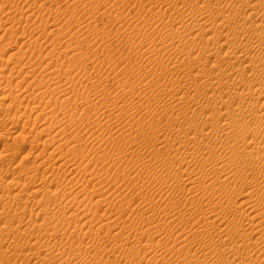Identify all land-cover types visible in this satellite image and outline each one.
Instances as JSON below:
<instances>
[{
	"label": "rangeland",
	"instance_id": "1",
	"mask_svg": "<svg viewBox=\"0 0 264 264\" xmlns=\"http://www.w3.org/2000/svg\"><path fill=\"white\" fill-rule=\"evenodd\" d=\"M5 1L0 0V146L13 140L20 144L22 129L28 133V142L33 140L34 147L31 150L29 145L20 146L11 169H21L19 165L15 167L21 158L22 163L30 160L26 165L36 167L49 151L57 149L58 156L63 154L68 162L75 160L76 165L69 163L58 168L59 164L53 162L46 169L50 179L65 174L64 182L56 190L57 201L47 199L50 207L46 213L40 209L41 205H35L28 191L22 192L23 204L16 200L12 204L6 201L4 210L0 206L3 210L0 264L225 263V256H230L232 250L220 247L217 235L212 236L213 230H221L222 238L231 236L230 229L221 224L224 217L237 218L243 227L252 230L254 239L260 235L264 241V224L253 227L250 221L262 219L258 211L264 207L263 203L259 204L261 207L255 204L244 208L243 222L238 216H231L225 207L230 201L240 200L251 179L248 172H238L239 164L246 168L248 164L236 148L259 146L264 152L262 136L257 135L254 143L250 135L222 131L219 126L224 119L221 115L214 116L218 98L212 97L211 92L197 93L213 90L215 86L225 97L230 93L240 101L234 91L227 89L231 78L220 83L215 79L213 62L193 64L191 61V57L206 52L207 46L212 47L213 41L220 42L225 37L224 32L214 27L207 34V38L212 37L210 42L204 39L207 42L204 44L194 41L187 33L190 28L187 24L204 20L199 16L209 11L204 7L210 0ZM220 1L221 6L231 8L230 0ZM210 12L207 15L215 14ZM184 32L187 35L181 38ZM161 42H166L168 47H162ZM236 47L237 44L218 47L210 59L218 57L226 61L227 52ZM170 53L175 54L171 57ZM12 120L18 127L12 125ZM212 129L214 133L206 136ZM195 137L203 141L200 149L192 144ZM207 156L210 159L204 163L202 159ZM212 160L232 163L227 168L228 172L231 170L229 181L223 182L227 176L212 168ZM43 167L42 170L46 168ZM260 167L264 169V164ZM257 175L264 181L262 169ZM195 176L199 184H193L198 187L194 193L199 195L196 201H189L184 196ZM54 188L55 185L51 186ZM54 193L50 190L48 198ZM26 199L32 202L25 203ZM192 203L196 209H205L209 224L214 221L208 225L209 232L198 224L193 227L195 220L191 219L190 223L182 220L185 213L186 217L190 216ZM64 205L67 210L60 208ZM209 206L224 211L223 215L219 219L209 218L206 211H210L206 209ZM17 210L24 211L26 216H22L28 217L26 220L32 218L35 224L29 234L39 240L24 237L27 221L22 219L19 223L14 219ZM70 213H76L77 217ZM5 227H11V231H2ZM184 245L188 252L177 254L176 249ZM143 246H148L146 251ZM262 247H257L258 253L252 250L260 255V261L255 264H264ZM151 257L157 260L153 262Z\"/></svg>",
	"mask_w": 264,
	"mask_h": 264
},
{
	"label": "bare ground",
	"instance_id": "2",
	"mask_svg": "<svg viewBox=\"0 0 264 264\" xmlns=\"http://www.w3.org/2000/svg\"><path fill=\"white\" fill-rule=\"evenodd\" d=\"M2 2V1H1ZM7 2V0L5 1ZM32 2V1H31ZM151 2V1H150ZM154 2V1H153ZM220 0H210L206 6L204 7L205 10H208L213 12L214 11V15L211 14L210 16L207 15V13H205L204 15H201L199 17H203L204 20H202V22H199L198 24H193L191 25L190 23L187 24L190 25V28H188V35H192V39L194 41L200 40L203 42L204 39L207 40V42L209 43L211 38H207V34L211 31V29H213L214 27H217L220 29L221 32H224V40L217 42V41H213V46L212 47H208L207 46V51L204 53H198V55L196 54V56L191 57V61L194 63H199L201 61L203 62H213V71L215 72V79L218 81V83L222 82L224 79L225 80H229L231 78V83L230 85H226L228 91L232 90V92L234 91L235 94L239 97L240 101H236L235 97L229 93V95L227 94V97H225V94L223 95L222 93L218 92L217 89H215L216 87H212L213 90H203L200 91L198 90L197 93H200V95H207L208 92H211L212 97H215L216 99L218 98L219 104L216 110H215V114L214 116L217 115H221L222 118L224 119V123L222 122V124L219 126L220 128H222L221 130H228L227 133H231L233 132L234 134L237 135H242L244 137H247L248 135L251 136V140H254V143H256V138L257 135H261L262 136V140L264 141V126L262 127V125H264V0H230L229 4L231 6V8H226L220 5ZM227 2V0H226ZM225 2V3H226ZM4 4V3H3ZM8 4V3H7ZM11 4V3H10ZM15 4V3H14ZM23 4V3H22ZM29 4V3H28ZM23 6V5H20ZM34 6V5H33ZM5 7V6H4ZM3 7V10H4ZM2 8V7H1ZM23 7H21L22 9ZM27 8V7H26ZM25 8V11H26ZM36 8V7H35ZM39 8V7H38ZM19 9V8H18ZM42 9V8H40ZM29 10V9H28ZM27 10V11H28ZM20 12V10H18ZM34 11H37V9H35ZM18 12V13H19ZM23 13H25L24 11H22ZM31 12V11H30ZM40 12V11H39ZM210 12V13H211ZM21 13V12H20ZM28 13H26L27 15ZM49 15V14H48ZM183 15V14H182ZM17 16V15H16ZM14 17V16H13ZM47 18V17H46ZM198 19V18H197ZM201 20V19H199ZM23 27V26H22ZM178 28H180L181 26H177ZM185 27V28H187ZM34 29V28H33ZM215 29V28H214ZM181 30V29H180ZM185 30V29H182ZM198 30V32H195V34L193 33L194 31ZM210 30V31H209ZM187 31V30H185ZM223 34V33H222ZM180 35V34H179ZM187 34L182 35L181 34V38H185ZM211 35V34H210ZM212 36V35H211ZM221 40V39H220ZM206 42V43H207ZM204 43V42H203ZM204 43V44H206ZM160 44H162V47H168L166 46V42H161ZM237 44V47L234 50H231L230 52H227L228 55V59L226 61H224V59L221 58H215L213 60L210 59V57L214 54V52L218 49V47H229L231 45ZM216 49V50H215ZM194 50V49H193ZM191 52V50L189 51ZM193 52V51H192ZM175 53H170L171 57L172 55H174ZM188 54V53H187ZM190 56V55H189ZM181 60V59H180ZM211 60V61H210ZM191 62V63H192ZM202 70V69H200ZM202 73V71H201ZM44 75V74H43ZM42 75V78H43ZM199 75V74H198ZM210 76V75H209ZM41 78V79H42ZM212 78V77H210ZM208 79V78H207ZM213 79V78H212ZM214 79V80H215ZM211 80V79H208ZM206 81V80H205ZM213 81V80H211ZM43 82V81H42ZM207 82V81H206ZM216 82V81H215ZM225 82V81H224ZM41 83V82H40ZM206 86V85H205ZM204 86V87H205ZM223 85H221L222 87ZM198 87V86H197ZM220 87V86H219ZM209 88V87H207ZM220 89V88H219ZM57 90V89H56ZM196 91V90H195ZM11 92V91H10ZM56 92V91H55ZM54 92V93H55ZM5 93V92H4ZM13 92H11L12 94ZM44 93V92H43ZM49 93V92H48ZM7 94V93H6ZM45 94V93H44ZM43 94V95H44ZM56 94V93H55ZM10 94L8 93V96ZM18 95V94H17ZM2 96V95H1ZM46 96V95H44ZM43 96V97H44ZM209 96V95H208ZM6 97V96H4ZM4 97H1L4 99ZM42 97V96H41ZM15 98V96L13 97V99ZM35 98V97H34ZM213 99V98H212ZM263 99V100H262ZM262 100L261 103H259ZM1 104V103H0ZM10 103H7V105H9ZM27 105V104H26ZM3 106V105H2ZM231 106H233V108H231ZM9 107V106H8ZM7 107V108H8ZM12 107V106H11ZM27 107V106H26ZM10 108V107H9ZM210 114V113H209ZM211 115V114H210ZM208 117V116H207ZM213 117V116H212ZM235 117V119H234ZM238 117V118H236ZM214 118V117H213ZM12 119V118H10ZM19 122V121H18ZM26 122V121H25ZM12 125H14L15 127H18L17 123L13 122L12 120ZM24 123V121H23ZM22 124V123H21ZM220 124V123H219ZM24 125V124H23ZM22 125V128L24 127ZM26 125V124H25ZM9 130V129H8ZM45 130V129H44ZM25 131V130H24ZM22 129L19 132V136L21 137V142H19L20 144H16L13 140V143L7 142V143H3L2 147L0 146V206H2L1 209H5V205H7L6 201L9 202L10 204H12V202L19 200L18 203H21V195L23 194L22 192L24 191H28L29 195L32 196V200L33 202L36 204L41 205L39 208L41 210H43L44 213H46L45 211L50 207V204L48 205L47 203V199H50L51 201H57L58 199V195L56 196V190L60 189L58 188L59 185H62V183L64 182V180H62V176L64 179V175H59V176H55L53 178H49V175L46 174L47 172V168L49 169L51 164L53 162H57L58 168L61 167H65L66 165H70L69 163H76L71 161L68 162V158H64L63 154H57V150H52L51 152L49 151V153H47L46 157H43V160L40 162V164L38 165V163H36L38 166L34 167V166H28L26 165L28 162L22 163L23 158H21V161L19 162V164H17L15 167H17L19 165V167L21 168L20 170H16L14 171L13 166H10L11 162L17 157L19 150H21L20 146L23 145H29L30 147L33 146L34 143L33 140H29L28 142V137L26 134L28 133H23L24 132ZM214 129L210 130L209 132L205 133L206 136H211V134L214 133ZM45 132V131H44ZM40 133L42 134L43 132L40 131ZM30 134V133H29ZM40 135V134H39ZM229 135V134H227ZM186 137H189L187 135H185ZM36 139V138H35ZM49 140V139H48ZM48 140L46 142H48ZM262 140L259 142L260 144H262ZM158 141V140H157ZM44 143V142H43ZM50 143V142H49ZM39 144V143H38ZM160 144V143H159ZM192 144L194 145V148H201L203 146V141L197 139L196 137L193 138L192 140ZM37 145V144H36ZM53 145V144H52ZM58 145V144H57ZM62 146V145H61ZM34 147V146H33ZM256 149H247V148H241L238 149L236 148V151L239 152L240 154H242V160L245 158L248 167L246 168L243 165H238L237 169L238 172L245 174L244 172H248V176L251 179L248 180L249 182H245L246 185L248 186L247 191L243 194L240 195L242 197H240V200H236L233 202H229L228 205H226L225 207H227V210L231 211V216H238L239 219H241V222H243V211L245 210L244 208H247L250 205H255V204H261L263 203L264 205V181L259 179V176L257 175L258 171L260 169H262L264 171L263 168L260 167V165L264 164V152L260 149L259 146H255ZM47 148V147H46ZM53 148V147H52ZM32 150V147L29 148ZM35 149V148H33ZM37 149V148H36ZM44 149V148H43ZM54 149V148H53ZM47 150V149H46ZM157 150V149H155ZM30 151V150H29ZM39 151H44V150H39ZM59 152V151H58ZM155 152V151H154ZM27 153V152H25ZM29 155L30 152H28ZM60 153V152H59ZM203 154V153H202ZM201 154V155H202ZM23 155V154H22ZM38 155V154H37ZM195 155V154H194ZM200 155V156H201ZM199 156V157H200ZM204 156V154H203ZM202 156V157H203ZM209 156V155H208ZM207 156V157H208ZM35 157V156H34ZM199 157H197L199 159ZM210 157V156H209ZM206 158L204 157L202 159V161L204 163H206L210 158ZM184 158V157H182ZM187 158V157H186ZM206 158V159H205ZM27 159V158H26ZM32 160V158H31ZM25 161V160H24ZM27 161V160H26ZM37 161V160H35ZM201 161V162H202ZM224 161V160H223ZM34 162V161H33ZM31 163L34 164V163ZM68 162V164H67ZM212 168L214 170H219L221 172V174L226 175V179L223 182L229 181L230 177L229 174L231 172H228L227 170L230 167V162L227 163H223L217 160H212ZM203 164V163H202ZM76 165V164H75ZM205 165H209V164H205ZM41 166H45L43 168L45 169H41ZM229 166V167H228ZM18 168V167H17ZM55 168V167H53ZM71 168V167H70ZM228 168V169H227ZM231 169V168H230ZM236 169V168H235ZM233 169V171L235 170ZM193 172V171H192ZM235 172V171H234ZM65 173V172H64ZM69 173V172H68ZM229 173V174H228ZM46 174V175H45ZM53 174V173H51ZM59 174V173H58ZM62 174V172H61ZM67 174V173H66ZM207 174V173H206ZM48 175V176H47ZM57 175V174H56ZM90 175V173H89ZM168 175V174H167ZM176 175V174H175ZM179 175V174H177ZM208 175V174H207ZM234 175V174H233ZM6 176H9V178L7 179ZM47 176V177H45ZM52 176V175H51ZM198 176V175H197ZM209 176V175H208ZM207 176V177H208ZM242 176V175H241ZM73 177V176H72ZM190 177V176H188ZM200 177V176H199ZM6 178V179H3ZM69 178V177H68ZM88 178V177H87ZM201 178V177H200ZM246 178V176H245ZM181 179V178H180ZM185 180L187 178H184ZM189 179V178H188ZM240 179H242L240 177ZM264 179V178H263ZM78 180V178L76 179ZM75 180V181H76ZM82 180V179H81ZM190 180V179H189ZM187 180L186 183L189 181ZM197 180L198 177H194L193 179H191L189 182H191V187L187 188L186 186V192H185V198L187 195V199L190 200H195L199 195L197 193H194L196 190L195 188V182H198ZM202 180V179H200ZM63 181V182H62ZM74 181V182H75ZM207 181V180H206ZM77 182V181H76ZM84 182V181H83ZM86 182V181H85ZM205 182V181H204ZM211 183V182H210ZM257 183H261V184H257ZM85 184V183H84ZM188 184V183H187ZM195 186H194V185ZM199 184V182H198ZM197 184V185H198ZM207 184V182H205V185ZM55 185L54 189H51V186ZM193 185V187H192ZM204 185V184H203ZM202 185V187H203ZM213 185V183H212ZM15 186V187H13ZM18 186H21L18 188ZM64 186V185H63ZM62 186V187H63ZM85 186V185H84ZM83 186V187H84ZM200 186V185H198ZM61 187V186H60ZM68 187V186H67ZM66 187V188H67ZM208 187V186H207ZM238 187V186H237ZM65 188V187H63ZM75 188V187H74ZM210 188V186H209ZM208 188V190H210ZM19 189V190H18ZM79 189V188H78ZM77 189V190H78ZM200 189V187H199ZM18 190V191H17ZM51 190V192H55L54 195H50V198L48 193ZM69 190V188H68ZM71 190V188H70ZM81 190V189H80ZM184 190V189H183ZM203 190V188L201 189ZM207 190V188H206ZM204 189V191H206ZM211 190H214L211 188ZM240 191V190H239ZM40 192H44L42 193V196L40 195ZM79 192V191H78ZM208 191H206L207 193ZM60 193V192H58ZM77 193V191H76ZM80 193V192H79ZM209 193V192H208ZM214 194V192H213ZM184 195V194H183ZM208 195V194H207ZM212 195V194H211ZM210 195V197H212ZM41 196L39 199L37 197ZM52 196V197H51ZM73 196V195H72ZM205 196V195H204ZM63 197V196H62ZM201 197V196H200ZM207 197V196H206ZM37 198V199H35ZM209 198V197H208ZM207 198V199H208ZM239 198V197H238ZM68 199V198H67ZM177 199V198H175ZM200 198H198L199 200ZM202 199V197H201ZM204 199V198H203ZM210 199V198H209ZM215 199V198H212ZM211 199V200H212ZM23 200V198H22ZM21 200V201H22ZM32 200H27L25 203L28 202H32ZM50 200L49 203H50ZM61 200V197H60ZM171 200V199H170ZM25 201V200H24ZM68 201V200H67ZM179 205H181L182 201L176 200ZM196 201V200H195ZM194 201V202H195ZM63 201H61L62 203ZM73 202V201H72ZM173 202V201H172ZM192 202V201H191ZM200 202V201H199ZM203 203V201H201ZM210 202V200H209ZM219 202V201H218ZM24 203V205L26 206V204ZM69 203V202H67ZM23 204V201H22ZM29 204V203H28ZM27 204V206H28ZM53 204V203H52ZM70 204V203H69ZM68 204V205H69ZM193 204V203H192ZM199 204V203H198ZM201 204V203H200ZM199 204V205H200ZM34 205V204H33ZM56 205V204H55ZM173 205V204H172ZM185 205V204H184ZM203 205V204H202ZM208 205V204H207ZM206 205V206H207ZM262 205V204H261ZM15 206V205H14ZM23 206V205H22ZM194 206V204L192 205ZM191 206V210L189 211V217H186V213L184 214V216H182V220L186 221L185 223H190V220H195V223L193 224V227H196L197 224L199 226H202L204 229L208 228V225H210L212 222L211 221L210 224L208 223L207 219V215H205V209L202 208V206H200V208L202 209H196V207H192ZM260 206V205H259ZM16 207V206H15ZM18 207H20L18 205ZM59 207V206H58ZM189 207V206H188ZM219 207V206H218ZM220 207L222 208L223 206L220 205ZM261 207V206H260ZM23 208L25 209V207L23 206ZM29 208V207H28ZM60 208H64V210L66 209L65 205L63 207L60 206ZM179 208V207H178ZM192 208H195L192 210ZM0 209V218L1 215L3 213V210ZM19 209V208H17ZM38 209V210H40ZM79 209V208H78ZM77 209V210H78ZM175 209V208H174ZM182 209V208H181ZM206 209H209L210 211L207 213H209V218L212 216H216V219H219V217L221 216L222 212L224 211H216L215 207H207ZM224 208H222L223 210ZM16 210V209H15ZM21 210V209H19ZM27 210V209H26ZM40 210V211H41ZM67 210V209H66ZM74 210V209H72ZM71 210V212H73ZM30 210H28L29 212ZM81 211V209H80ZM15 212V211H14ZM24 212V211H22ZM22 212H18V210L14 213V219H16L19 223H22V219L24 220L25 218H23L22 216ZM39 212V211H38ZM59 212V211H58ZM62 212V211H61ZM76 212V211H75ZM219 212V213H217ZM31 213V212H30ZM78 213V212H77ZM82 213V212H80ZM79 213V214H80ZM183 213V212H182ZM188 213V212H187ZM25 214V213H24ZM23 214V215H24ZM48 214V213H47ZM59 214V213H58ZM66 214V213H65ZM68 214V213H67ZM171 214V213H170ZM176 214V213H175ZM215 214V215H214ZM259 217H262L261 220H257V222H255L256 220L252 219H248L251 222V225L253 227H255L257 225L261 226L262 224H264V207L261 208L258 211ZM37 215V214H36ZM61 215V213H60ZM73 215V214H72ZM70 213V216H72ZM74 215L76 216V213H74ZM74 215L72 216L74 218ZM188 215V214H187ZM223 215V214H222ZM26 216V215H24ZM30 216H32L30 214ZM46 217V215H44ZM44 216H42L43 218H45ZM59 216V215H58ZM38 216H35V218H37ZM41 217V216H40ZM65 217V216H64ZM77 217V216H76ZM28 218V217H27ZM26 218V219H27ZM52 218V217H51ZM50 218V219H51ZM56 218V217H55ZM58 218V217H57ZM181 218V217H180ZM202 218H204L205 220H202ZM253 218H255V216H253ZM24 220L27 221V224L25 225V228L23 229L24 232H22L24 234V237L27 239V237H32L34 238L36 241L39 240L38 237H34V235L29 234L30 231H32V227L34 226L35 223H33L31 220L32 218H29L28 220ZM48 219V218H47ZM54 219V218H53ZM63 219V218H61ZM35 220V219H34ZM37 220V219H36ZM35 220V221H36ZM89 220V219H88ZM92 220V218L90 219ZM89 220V222H91ZM160 220V219H159ZM209 220V219H208ZM41 221V220H40ZM178 221V220H177ZM181 221V220H180ZM221 221V219H220ZM239 220H237V218L234 217H230V218H222V222L221 224H224L225 229H230L231 231V236H229L228 238H222V234H221V230L220 231H210L209 234H211L212 232V236L214 237V235L219 238V246H227L228 249L232 250V253L230 256H225L224 261L225 263L223 264H255L254 262L257 261L260 257V255H256V252L260 249L257 247H262L264 248V241L259 238V236H256V238L254 239L252 234V230L248 231L246 228V226L243 227V224L238 222ZM14 222V221H13ZM62 222V221H61ZM182 222V221H181ZM217 222V220H216ZM24 223V222H23ZM202 223V224H201ZM37 224V223H36ZM42 226L44 224L39 223ZM63 224V223H62ZM68 224V223H67ZM70 224V222H69ZM87 224V222H86ZM90 224V223H89ZM250 224V223H249ZM18 225V224H16ZM20 225V224H19ZM40 225V226H41ZM47 225V224H46ZM64 225V224H63ZM213 225V224H212ZM215 225V224H214ZM213 225V227L215 228V226ZM78 226V225H77ZM76 226V227H77ZM85 226V225H83ZM14 227V225H13ZM12 227V229H13ZM81 227V226H80ZM212 227V226H211ZM210 227V228H211ZM218 227V226H217ZM252 227V228H253ZM42 228V227H41ZM79 228V227H77ZM219 228V227H218ZM251 228V227H250ZM259 228V227H258ZM256 228V229H258ZM44 229V228H43ZM48 229V228H47ZM50 229V228H49ZM55 229V228H53ZM76 229V228H74ZM73 229V230H74ZM213 229V228H212ZM62 230V229H61ZM81 230V229H80ZM79 230V231H80ZM90 230V229H89ZM197 231H200V229L197 227L196 229ZM255 230V229H253ZM2 231H6L9 232L11 231V227H5ZM44 232V231H42ZM51 232V231H50ZM53 232V231H52ZM70 232V231H69ZM207 232H209L207 230ZM206 232V233H207ZM12 233V232H10ZM19 233V232H18ZM55 233V231H54ZM9 234V233H8ZM50 234V233H49ZM53 234V233H52ZM208 234V233H207ZM257 234H259L257 232ZM31 235V236H30ZM48 235V234H47ZM172 235V234H171ZM197 235H199V232L197 233ZM73 236V235H72ZM253 236V237H252ZM41 237V236H40ZM68 237V236H67ZM262 237V236H261ZM264 237V236H263ZM16 238V237H15ZM51 238V237H50ZM70 238V237H68ZM33 239V240H34ZM49 239V238H48ZM72 239V238H71ZM12 240V239H11ZM32 241V240H31ZM36 241L33 243L35 244ZM44 241V240H43ZM80 241V240H79ZM253 241V243L250 244V242ZM33 242V241H32ZM72 242V241H71ZM49 243V242H48ZM177 244V243H176ZM175 244V245H176ZM44 245V244H43ZM49 245V244H48ZM174 245V247H176ZM218 245V244H217ZM36 246V245H35ZM54 246V245H53ZM216 246V244H215ZM37 247V246H36ZM52 247V244H51ZM50 247V248H51ZM131 247V246H130ZM148 246H143L142 248L146 251ZM180 247V251L178 249L177 250V254H181L182 252L187 253V247L184 246H179ZM133 248V247H132ZM225 248V247H224ZM261 248V250L263 251V249ZM53 249V248H52ZM85 249V248H84ZM129 249V248H128ZM136 249V248H134ZM151 249V248H150ZM175 249V248H172ZM171 249V250H172ZM215 249L217 250V248L215 247ZM223 249V248H221ZM227 249V250H228ZM256 250L255 253H252V250ZM24 251V249H21ZM143 250V251H144ZM34 251V250H33ZM56 251V250H55ZM137 251V250H136ZM141 250H139L140 252ZM218 251H222V250H218ZM224 251V249H223ZM223 251L221 253H223ZM134 252V251H133ZM228 252V251H227ZM231 251L229 250V253ZM42 253V252H39ZM184 253V254H185ZM228 253V254H229ZM258 253V252H257ZM34 254V253H33ZM59 254V252H58ZM145 254V253H144ZM225 254V252H224ZM47 255V254H46ZM49 256V254L47 255ZM46 256V257H47ZM68 256V255H67ZM151 256V255H150ZM155 256V255H154ZM188 256V255H187ZM187 256L185 254V260H187ZM41 257V256H40ZM38 257V258H40ZM146 257V256H145ZM232 257V258H231ZM141 258V257H140ZM153 259L156 261L157 259L155 257H151L150 260ZM38 260V259H37ZM42 260V259H41ZM143 260V259H142ZM149 260V261H150ZM260 261V259H259ZM41 262V261H40ZM47 262V261H46ZM70 262V261H69ZM131 262V261H130ZM144 262V261H143ZM147 262V260H146ZM151 262V261H150ZM36 263V262H34ZM38 263V262H37ZM133 263V262H132ZM137 263V262H136ZM220 263V264H221ZM67 264H69L67 262ZM90 264V263H88ZM92 264V263H91ZM139 264V263H138ZM147 264V263H145ZM184 264H189L188 261H186Z\"/></svg>",
	"mask_w": 264,
	"mask_h": 264
}]
</instances>
